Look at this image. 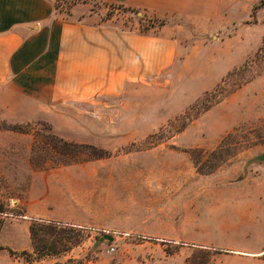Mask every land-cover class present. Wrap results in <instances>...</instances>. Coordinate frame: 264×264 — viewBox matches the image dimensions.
Returning a JSON list of instances; mask_svg holds the SVG:
<instances>
[{
  "label": "rangeland",
  "instance_id": "374dc122",
  "mask_svg": "<svg viewBox=\"0 0 264 264\" xmlns=\"http://www.w3.org/2000/svg\"><path fill=\"white\" fill-rule=\"evenodd\" d=\"M257 2L160 14L123 0H54L63 20L170 36L176 57L114 92L36 99L33 120L9 118L0 99V264H214L245 243L261 226L248 208L264 198ZM30 196L48 215L24 219ZM37 219L78 230V242L38 259L28 230Z\"/></svg>",
  "mask_w": 264,
  "mask_h": 264
},
{
  "label": "crops",
  "instance_id": "0c3cea01",
  "mask_svg": "<svg viewBox=\"0 0 264 264\" xmlns=\"http://www.w3.org/2000/svg\"><path fill=\"white\" fill-rule=\"evenodd\" d=\"M123 1L160 14H208L209 7H221L224 0ZM227 1L233 6L258 0ZM175 57L176 45L170 36L140 35L94 26L85 20H63L54 15V0H0V99H8L5 112L15 121L40 116L34 111L36 99H89L114 92L163 72ZM229 199L235 208L236 198L230 195ZM24 204L25 220L48 215L45 207L32 208L31 196ZM248 209L261 218V226L244 233L245 243L228 246L229 254L214 264H225L224 260L264 264V198L254 200Z\"/></svg>",
  "mask_w": 264,
  "mask_h": 264
},
{
  "label": "trees",
  "instance_id": "16d2710c",
  "mask_svg": "<svg viewBox=\"0 0 264 264\" xmlns=\"http://www.w3.org/2000/svg\"><path fill=\"white\" fill-rule=\"evenodd\" d=\"M263 6H264V0H258L257 4L253 7L250 16L255 17L256 11L262 8ZM127 10L131 12H137L136 9H132V8H128ZM161 23L164 24L163 22ZM263 48H264V38H263L262 47H260V49ZM7 128H11L13 130L18 129V127L16 126H9ZM59 225L60 223L54 221L37 219L36 222L31 223V225L29 226L31 240L34 246V250L36 252V257L38 259L46 255L48 256L58 255L69 247L68 244L70 242L71 244H76L78 242V234H79L78 230H75L74 228L59 227ZM9 252L12 256L17 254V252L12 251L10 249ZM19 255L22 257L28 256V252L23 250L19 252ZM25 260L28 264H31L32 262V259H29L28 257H26ZM208 264H212V262L209 261Z\"/></svg>",
  "mask_w": 264,
  "mask_h": 264
},
{
  "label": "water",
  "instance_id": "95a60500",
  "mask_svg": "<svg viewBox=\"0 0 264 264\" xmlns=\"http://www.w3.org/2000/svg\"><path fill=\"white\" fill-rule=\"evenodd\" d=\"M258 159H264V156H263V155H260V156L258 157ZM104 238H106V239H108V240H112V236H111V235H108V234H105V235H104Z\"/></svg>",
  "mask_w": 264,
  "mask_h": 264
}]
</instances>
